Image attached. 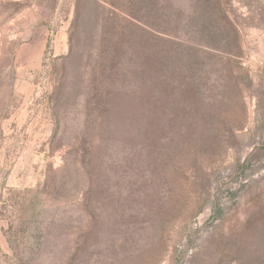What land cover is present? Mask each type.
<instances>
[{
  "label": "rangeland",
  "instance_id": "1",
  "mask_svg": "<svg viewBox=\"0 0 264 264\" xmlns=\"http://www.w3.org/2000/svg\"><path fill=\"white\" fill-rule=\"evenodd\" d=\"M199 1L0 0V264H264V0Z\"/></svg>",
  "mask_w": 264,
  "mask_h": 264
},
{
  "label": "trees",
  "instance_id": "2",
  "mask_svg": "<svg viewBox=\"0 0 264 264\" xmlns=\"http://www.w3.org/2000/svg\"><path fill=\"white\" fill-rule=\"evenodd\" d=\"M199 4H201L205 13L210 15L212 20H214L215 14H217L221 21H224L227 27H229V25L231 26L229 17L227 16V12L225 10V4L222 0H216L215 3H213L212 0H200Z\"/></svg>",
  "mask_w": 264,
  "mask_h": 264
},
{
  "label": "crops",
  "instance_id": "3",
  "mask_svg": "<svg viewBox=\"0 0 264 264\" xmlns=\"http://www.w3.org/2000/svg\"><path fill=\"white\" fill-rule=\"evenodd\" d=\"M32 43H33V45H32ZM27 45L28 46H31L32 45L31 47L32 48H35V50L33 52H30V53L25 54L26 61H24V62L26 64H29V63L32 62L33 63V66L35 68H39V65L41 66L42 61H43L44 56H45V51H46V48H47V40H41L40 42L34 40L33 42H31V44H27ZM33 59H35V61H32Z\"/></svg>",
  "mask_w": 264,
  "mask_h": 264
}]
</instances>
